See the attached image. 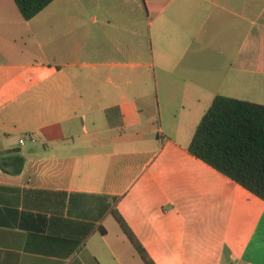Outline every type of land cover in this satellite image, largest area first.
Masks as SVG:
<instances>
[{
    "label": "crops",
    "instance_id": "1",
    "mask_svg": "<svg viewBox=\"0 0 264 264\" xmlns=\"http://www.w3.org/2000/svg\"><path fill=\"white\" fill-rule=\"evenodd\" d=\"M217 96L264 105V0H0V264H142L114 210L156 264H264L189 152Z\"/></svg>",
    "mask_w": 264,
    "mask_h": 264
},
{
    "label": "trees",
    "instance_id": "2",
    "mask_svg": "<svg viewBox=\"0 0 264 264\" xmlns=\"http://www.w3.org/2000/svg\"><path fill=\"white\" fill-rule=\"evenodd\" d=\"M29 21L54 0H14ZM189 152L264 200V105L217 96L199 123ZM113 217L144 264H156L117 210Z\"/></svg>",
    "mask_w": 264,
    "mask_h": 264
},
{
    "label": "built area",
    "instance_id": "3",
    "mask_svg": "<svg viewBox=\"0 0 264 264\" xmlns=\"http://www.w3.org/2000/svg\"><path fill=\"white\" fill-rule=\"evenodd\" d=\"M23 142H24L23 140L20 141V143H23Z\"/></svg>",
    "mask_w": 264,
    "mask_h": 264
},
{
    "label": "rangeland",
    "instance_id": "4",
    "mask_svg": "<svg viewBox=\"0 0 264 264\" xmlns=\"http://www.w3.org/2000/svg\"><path fill=\"white\" fill-rule=\"evenodd\" d=\"M142 264H144V262L142 261Z\"/></svg>",
    "mask_w": 264,
    "mask_h": 264
}]
</instances>
